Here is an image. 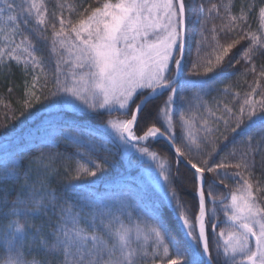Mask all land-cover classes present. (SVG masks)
Listing matches in <instances>:
<instances>
[{
  "label": "snow or ice",
  "instance_id": "6c2138e0",
  "mask_svg": "<svg viewBox=\"0 0 264 264\" xmlns=\"http://www.w3.org/2000/svg\"><path fill=\"white\" fill-rule=\"evenodd\" d=\"M50 3L0 0V73L26 76L0 122V264H264V89L219 115L204 100L254 61L264 77V0L225 3L220 33L199 0ZM194 102L212 118L198 131ZM161 139L173 159L148 146ZM218 177L237 184L219 199Z\"/></svg>",
  "mask_w": 264,
  "mask_h": 264
},
{
  "label": "trees",
  "instance_id": "16d2710c",
  "mask_svg": "<svg viewBox=\"0 0 264 264\" xmlns=\"http://www.w3.org/2000/svg\"><path fill=\"white\" fill-rule=\"evenodd\" d=\"M49 2V0H46V3ZM104 0H51V3L49 4V7L52 8L54 4L57 3H63L65 5H73L74 7L78 8V11L80 13H83L84 8H95L99 7ZM115 2V0H113ZM229 0H199V3H202L205 8H210L212 4H216L220 8V13H212L209 17L208 23H207V29H212L213 26L216 27V30L218 33H220L221 29L225 24H227V19L223 15V5L225 3H228ZM233 5L235 7L233 8V13L235 14L236 10L240 7L242 0H231ZM248 2H251V0H248ZM82 5L83 7H79ZM59 10H57V15H59ZM64 17L65 19H72L75 23L78 18H80L78 15H72L68 12L67 8L64 9ZM251 30L256 32L258 28V20L253 19L249 21ZM59 25L57 24V28ZM47 35L50 37L51 31L47 33ZM209 37L208 43H211V37L212 33L211 31H207L205 33ZM257 35H259V32H257ZM29 38L33 40V42L38 47L39 51L37 52L38 56H43L47 60V64L45 65V71H51L54 69V60L56 59L55 54L50 52V42L44 43V42H38L35 37L32 35H29ZM225 36L221 33L219 35V39L221 42H224ZM199 39V37H197ZM189 45H191V40L189 41ZM205 51H210L209 48H205ZM190 58L194 59L195 54L194 50L190 48ZM262 61L257 60L254 61L257 65L256 74H247V75H241L238 72H232V70H229L232 72V75H230L224 84L219 85L220 88H228L230 91L228 93H220V92H212L209 94V96L204 97V100L206 102L207 108L210 109L212 112H216L217 115L220 114L219 111H217V106L223 107L224 105H228L230 107H236L240 102H242L243 96L245 93H251L252 88H256L257 92H260L262 89H264V77H261L259 75L260 71L262 70L260 68V64ZM239 67V66H238ZM26 76L21 71L20 68L16 67L15 65L12 66L10 72H2L0 73V122H6V115L8 118H11L13 115L19 114V108H20V101L23 98V84L25 82ZM49 87H51V84H49ZM11 90V91H9ZM47 91V89H45ZM39 95V93H37ZM238 94V95H234ZM256 99H259V96L255 97ZM164 97H160L159 100L156 101V103H160ZM41 105H36V109H39ZM13 109H15V113L13 112ZM186 118L193 120V130L198 131L205 120H208L209 123L212 122V118L209 115L208 111L205 110L204 107H199L197 103L194 102L193 107L185 114ZM174 120L176 121V129L177 133L180 131V125H179V117L175 116ZM157 126L159 127L160 124L158 123ZM152 150H156L159 152V154L169 160L173 159V153L167 146L166 142L163 140H158L156 143H149L148 145ZM221 147L223 149V144H221ZM228 149H223L221 152V155H225ZM219 159V157H217ZM229 163H235L236 161L233 160L231 157H229V160L226 161ZM182 171L184 173L185 177H190L191 172L186 169L182 168ZM214 175V174H213ZM247 175V173H245ZM211 176H208V179H211ZM219 179H224V186L218 187L214 191V195L217 196L219 199L220 197L226 195L229 191L235 190L237 187L236 182L231 178H224V177H218ZM256 178L259 180L261 178L260 172H256ZM188 187H191V184L189 182ZM255 187V185H254ZM184 196H186L189 200H191V197L188 195L187 192L182 193ZM228 201H225L227 203ZM209 208L212 207L211 204L208 205ZM217 213L221 220L225 219L223 211H221V208L219 205H217ZM221 227H224L222 224Z\"/></svg>",
  "mask_w": 264,
  "mask_h": 264
},
{
  "label": "water",
  "instance_id": "95a60500",
  "mask_svg": "<svg viewBox=\"0 0 264 264\" xmlns=\"http://www.w3.org/2000/svg\"><path fill=\"white\" fill-rule=\"evenodd\" d=\"M162 140V139H161ZM164 141V140H163ZM165 142V141H164Z\"/></svg>",
  "mask_w": 264,
  "mask_h": 264
}]
</instances>
